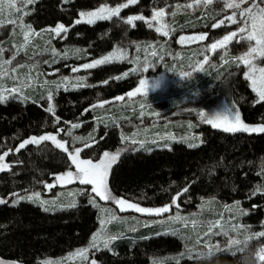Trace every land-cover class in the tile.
Wrapping results in <instances>:
<instances>
[{
  "label": "trees",
  "instance_id": "trees-1",
  "mask_svg": "<svg viewBox=\"0 0 264 264\" xmlns=\"http://www.w3.org/2000/svg\"><path fill=\"white\" fill-rule=\"evenodd\" d=\"M125 1L39 0L30 7L26 20L37 31L59 24L68 28L67 33L61 34L62 43L79 56L59 63L81 65L110 53L117 45L156 44L164 37L146 22L136 21L134 27L125 23L130 16H152L156 10H165L172 51L179 48V35L193 31L190 24L212 32L219 17L203 2L195 4L194 9L188 7L194 0H138L118 17L74 23L81 11ZM186 20L191 22L179 27ZM237 50L233 45L230 54ZM133 67L126 61L96 67L86 73L83 86L60 88L51 101L37 94L0 102V154L9 153L4 162L10 166L0 171V199L6 200L0 204V261L43 264L47 259L61 258L86 247L99 228L100 212L86 195L75 207L54 210H45L37 200L19 199L36 191L53 197L54 188L50 190L47 185L69 165L66 155L57 149L44 150L43 146L28 144L16 151L24 140L43 135H55L68 142L72 136L92 135L95 142L91 146L97 156L103 152L121 153L108 183L115 198L150 209L171 204L170 215L179 211L199 225L189 227L184 238H146L144 234L130 233L98 252L99 264H245L246 258L264 248V236L258 235L264 232V191L257 192L264 190V132H227L204 125L196 130L202 142L198 146L173 141L163 146L124 150L120 126L105 123L94 107L135 89L139 76ZM68 68L64 66L61 71L68 72ZM219 74L217 80H210L211 86L204 87L203 99L197 103L215 104L226 99L240 108L244 124L264 125V102L257 103L241 68L224 66ZM50 106H54L55 116L47 111ZM73 124L79 127L73 128ZM184 188L187 191L174 202ZM254 192L257 194L252 195ZM208 205L215 206L214 212L225 209L226 215L238 211L249 235L240 234L239 245L228 247L222 238L218 237L223 243L216 241L214 233L207 238L204 229L208 219L220 216L206 212ZM205 243L214 247L210 250ZM219 245L225 246L219 249ZM255 264L262 263L258 259Z\"/></svg>",
  "mask_w": 264,
  "mask_h": 264
},
{
  "label": "rangeland",
  "instance_id": "rangeland-1",
  "mask_svg": "<svg viewBox=\"0 0 264 264\" xmlns=\"http://www.w3.org/2000/svg\"><path fill=\"white\" fill-rule=\"evenodd\" d=\"M37 1L39 0H34L32 4H21V0H15V7L13 8L9 7L7 0H5L3 14H0V93H3L8 98L17 96L27 98L42 94L48 99L49 95L53 96L60 88L79 87L83 84L87 76L86 73L96 67L108 65L113 62L126 61L134 65L132 71L139 76L137 86L131 92H135L136 89L140 87L139 82L142 79L148 81L160 80L161 86L159 88H153L146 95L141 93L136 96H129L127 94L121 96L124 97L122 100L118 99V97L95 105L94 108L98 113V117L102 118L105 123L120 126L121 142L124 145V150L129 148L140 149L152 145H156L155 147L163 146L173 141L184 142L189 146H198L202 142L200 133L196 132V130L204 125H211L206 123L201 117L200 113L202 111L205 114L208 112L214 113L216 111L222 112L231 106L239 112L240 118L243 121L240 108L238 106H233V104L226 99L219 100L215 104L197 103L203 99L204 95L202 92L204 87L206 88L212 85L211 79H218L220 69L224 66L230 65L233 66V68H241L243 76L250 83V87L254 91L251 80L247 78L253 75L251 69L238 60L239 56L248 51L249 42L240 41L237 43L236 39H234L224 48L218 47L214 51L210 49L212 43L222 39L224 35L236 31L242 26L241 24H231L225 20V24L221 27H212V32H209L207 28L203 27H197V29L194 26L195 24H190L193 31L179 35L177 40L179 48L172 51L168 45V29L170 28V24L166 22L167 12L164 10L165 16L160 21L152 20L154 14L152 16L144 14L137 15L145 17V20L136 21L146 22L151 20L152 26L156 28L161 27V24L166 25L167 27L162 28L159 33L163 35L162 33L167 31L168 35H163L164 37L156 44H137L135 47L117 45L113 51L98 59L86 61L81 65L73 63L67 65L60 64L59 62H61V60L66 62L70 60V58H77L79 54L77 51L69 49V46L62 43L64 40V38L61 37L62 33L56 35L51 31L58 25L37 31L33 29L26 20L31 12L30 7ZM235 2L240 3V0H235ZM125 3H128V0L117 5L104 4L101 7L106 6L108 8H115ZM203 4L204 6H211L212 12H214L216 16H219L215 23L224 19L226 16L232 15L233 12L237 13L236 19L240 20L239 10L225 9L223 0H213L211 4ZM251 4L252 0H247V2L241 3V8L247 9ZM130 5L132 4L128 6ZM194 5L195 2L192 4L191 9H194ZM17 8L20 9L19 12H17ZM98 9L81 12L88 13L98 11ZM124 9L125 8H122L120 13ZM192 11L193 10L189 12ZM80 13L77 20L82 19ZM10 19L15 20V23H9ZM83 19L86 20L88 18L84 17ZM97 20L102 19H95L94 22ZM190 22V20H186L180 23L179 27L186 26ZM200 35H204L206 38L203 40L195 39ZM26 36L27 39L25 38ZM233 45H235L238 50L235 54H230V49ZM118 48L125 50L127 55L126 59L113 60L108 63L96 65L92 68L82 67L83 65L94 63L96 60L111 55ZM64 66L69 67L68 72L61 71V68ZM253 67L257 69L255 76L258 79V70L264 68V57H257L254 59ZM74 68H79L80 70L73 71ZM184 72L190 73L191 75L182 79L180 74ZM11 89H17L18 91L11 94L5 91ZM254 92L258 100L257 92ZM101 103H103L102 107L99 106ZM214 128L223 130L224 125L221 122L220 127ZM77 138H82L83 141L91 145L94 140L92 135L86 137H80L78 135L72 136L70 142L65 139L61 140L57 137V139L61 141L68 142L70 151L73 148H83V151L80 153L81 159H92L93 162H97L99 158H102V155H96L92 146L84 147L83 143ZM132 141H135V143H132ZM36 146H43L44 150L45 148L49 150L57 149L50 141H44ZM60 151L64 153L62 150ZM64 155L66 154L64 153ZM119 159L120 156L118 160L112 164L111 169L118 163ZM67 160L69 165L66 171L70 169L74 170V166L70 164L68 157ZM110 172L107 177V185L109 183ZM51 184L55 185L52 187L55 192L53 197H44L40 191H36L26 197L38 194L32 201L37 200L43 208L54 210L71 208L70 205L72 203L77 205L80 198L86 195L88 196L89 203L100 212V225L86 247L78 248L61 258L47 259L43 264H90L91 261H95V264H99L96 256L97 253L108 248L114 241L130 233H138V236L144 234L146 238L154 236H176L184 238L189 227L194 225L199 226L197 223L191 221L189 216H185L179 211L172 215H170L171 210L159 215L141 213L132 209L121 211L120 206L115 203V200H101L90 191V185H83L78 181L67 183L57 182L55 180ZM52 188H50V190ZM94 197L95 204L92 202ZM137 205L141 208L150 209L139 204ZM214 207L208 205L206 212L216 213L217 211L214 212ZM224 212L225 209L217 212L220 214L217 219H208L209 223L205 226L204 230L208 233L207 238L211 233H214V235H216V241L221 242L219 238H222L224 243H221L226 244V247H228L232 246L230 241L237 240L240 234L249 235V232H247L249 229L247 225L243 224L240 220L241 215L238 211L235 210L232 211V213L229 211V215H226ZM101 221H104V223H101ZM217 222L218 226H216ZM98 233L105 238L115 236L117 239L112 240L108 247H104L103 239H98L97 243L99 247L92 248L93 237ZM196 240L197 239H195V241ZM217 244L219 243L215 244L216 247L218 246ZM204 246L211 250L214 244L205 243ZM224 246L225 245H219V249H222ZM82 249H88L87 259L77 255ZM259 262L264 264V260L259 259ZM0 264L7 263L0 261Z\"/></svg>",
  "mask_w": 264,
  "mask_h": 264
},
{
  "label": "snow or ice",
  "instance_id": "snow-or-ice-1",
  "mask_svg": "<svg viewBox=\"0 0 264 264\" xmlns=\"http://www.w3.org/2000/svg\"><path fill=\"white\" fill-rule=\"evenodd\" d=\"M65 2H68V0H65ZM138 0H128V3L121 4L115 8H108L106 6L100 7L98 11L88 12L84 13L81 12L80 16L82 19L74 21V23L78 24L81 22H87V23H93L95 19H111L113 16H119V13L122 8L128 7L129 4H135ZM195 4L200 5L202 0H194ZM213 0H203V3L205 4H211ZM224 2V8L225 9H237L239 10V16L240 20L236 19V12H233L232 15L226 16L224 19H221L214 23L212 27L218 28L225 24V20H227L228 23L231 24H241L236 31H232L222 37V39L212 43L210 45L211 50H216L218 47L224 48L229 42L236 39V42L239 43L240 41H247L249 42V49L246 53L242 54L238 57V60L243 63L245 66H248L253 75L248 76L247 78L251 80L252 86L254 91L257 92L258 100L259 102H264V68H260L258 70L259 77L258 79L255 76V73L257 72V69L253 67V60L257 57H264V7H261L260 5H264V0H252V4L247 8L243 9L241 8V3L247 2V0H240V3L235 2V0H223ZM9 7H15V0H7ZM34 3V0H21V4H32ZM4 4L5 0H0V14H3L4 11ZM188 7H192L191 4L188 5ZM17 12L20 11L19 8L16 9ZM165 16V12L163 9L155 11L154 15L152 17V20L160 21ZM87 17L88 19L84 20L83 18ZM136 20H145V17L143 16H133L127 18L125 20V23L129 24L130 26L134 27V21ZM149 26H152V21H146ZM9 23H15V20H9ZM167 27L166 25L161 24V27H157L156 31L161 32V29ZM56 35H60L61 33H67L68 28H66L63 24H59L56 28L52 29ZM163 35H168L167 31H164L162 33ZM27 39V36L25 37ZM206 37L204 35H200L199 37H196L195 39L203 40ZM127 58L126 52L122 48H118L115 52H113L111 55L106 56L100 60H96L94 63H90L87 65H83L84 68H92L96 65L102 64V63H108L113 60H124ZM206 59V58H205ZM79 68H74L73 71H79ZM147 70V69H145ZM190 73L184 72L180 74V77L186 78L190 76ZM140 87L136 89L135 92L128 93L129 96H136L137 94H148L149 91H151L153 88H159L161 86L160 80H153L148 81L145 79L140 80L139 82ZM83 86V85H81ZM7 92L16 93L17 89H11V90H5ZM8 99L7 96H5L3 93H0V102H4ZM49 101H51L52 96H48ZM118 99H124V97H119ZM99 106H103V103H101ZM47 111H49L53 116H55V108L54 106H50ZM201 117L205 120L206 123L213 125L214 127H220L221 122L224 125V131L229 132H236V131H244V132H264V125H261L259 127H249L248 125L244 124L243 121L240 118V114L237 110H235L233 107L227 108L225 111H216L214 113H207L205 114L203 111L200 113ZM59 118H57L58 120ZM73 128L79 127L78 124H73ZM71 135V133H69ZM78 140L83 143L84 147H91V144L85 142L82 140V138H77ZM44 141H50L57 149L62 150L68 157L70 164L74 166V170L70 169L66 171L63 174L57 175L55 177L57 182H67L72 183L78 181L80 184L83 185H90V191L95 194L96 197H99L101 200H115V203L120 206V210L124 211L127 209H132L137 212L141 213H148V214H156L159 215L161 213H165L170 211L171 207L173 205H167L162 208H156V209H146L141 208L135 203L128 202L122 198L116 199L113 197L111 190L108 188L107 185V177L109 175L110 169L112 164H114L119 156L120 152L117 151L114 154H110L108 152L102 153V158H99L97 162H93L92 159H81L80 153L83 151V148H73L71 151L69 150V144L67 141H61L57 139L55 135H43L40 137H30L27 140H24L19 144L16 151L18 152L20 149H23L28 144H36L39 145L40 143ZM95 142V141H93ZM132 143H135V141H132ZM11 151V150H9ZM8 152H4L3 154H0V171H4L7 168H9V165L5 164V157L8 155ZM53 184H48L47 187L50 189L54 187ZM187 188H184L181 193H178L174 197L175 200L179 199V196L186 192ZM264 191L261 189H258L257 192ZM257 192L252 193V195H256ZM17 195V194H13ZM35 196H38V194H34L33 196L29 197H20L19 199H34ZM95 204V197L92 201ZM6 203V200L0 199V204ZM238 203V202H237ZM75 203H72L70 207H75ZM178 207L179 205H175ZM47 210V209H45ZM101 223H104V221H101ZM218 226V222L217 225ZM207 235V233H206ZM259 236H264V232H261L258 234ZM98 239H103L104 247H108L110 242L112 240L117 239V237H102L101 234H97L93 237L92 240V248H98L99 245L97 243ZM240 241L238 240H231L230 244L232 245H239ZM246 243V242H245ZM240 251H243V249H240ZM87 252L88 249H82L80 250L77 255L87 259ZM259 259L264 260V248H261L259 250ZM90 264H95V261H91Z\"/></svg>",
  "mask_w": 264,
  "mask_h": 264
},
{
  "label": "clouds",
  "instance_id": "clouds-1",
  "mask_svg": "<svg viewBox=\"0 0 264 264\" xmlns=\"http://www.w3.org/2000/svg\"><path fill=\"white\" fill-rule=\"evenodd\" d=\"M259 259V251L257 253H253L250 257L246 258L245 264H255Z\"/></svg>",
  "mask_w": 264,
  "mask_h": 264
}]
</instances>
